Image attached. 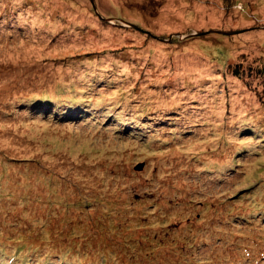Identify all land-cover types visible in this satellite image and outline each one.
Listing matches in <instances>:
<instances>
[{
  "label": "rangeland",
  "instance_id": "1",
  "mask_svg": "<svg viewBox=\"0 0 264 264\" xmlns=\"http://www.w3.org/2000/svg\"><path fill=\"white\" fill-rule=\"evenodd\" d=\"M0 264H264V0H0Z\"/></svg>",
  "mask_w": 264,
  "mask_h": 264
},
{
  "label": "trees",
  "instance_id": "2",
  "mask_svg": "<svg viewBox=\"0 0 264 264\" xmlns=\"http://www.w3.org/2000/svg\"><path fill=\"white\" fill-rule=\"evenodd\" d=\"M223 1L226 3V5H229V6H233V4L238 2V0H223ZM234 70H235V74L237 76L240 75V71H239L238 67H236ZM41 102H42L41 104H47L51 101H50V99H43V100H41ZM76 107L78 108V106H76ZM48 113L50 115V112H48Z\"/></svg>",
  "mask_w": 264,
  "mask_h": 264
}]
</instances>
